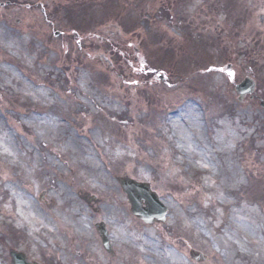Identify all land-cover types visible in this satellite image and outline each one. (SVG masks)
Here are the masks:
<instances>
[{
    "label": "rangeland",
    "instance_id": "374dc122",
    "mask_svg": "<svg viewBox=\"0 0 264 264\" xmlns=\"http://www.w3.org/2000/svg\"><path fill=\"white\" fill-rule=\"evenodd\" d=\"M207 1L0 0V26L32 34L0 43V264L10 250L40 264H161L175 251L185 260L173 264H264V0ZM246 77L254 92L239 101ZM126 165L121 177L150 182L166 222L135 216L117 178L124 203L104 197L99 212L97 192L82 199L105 187L84 167ZM239 227L257 238L241 246Z\"/></svg>",
    "mask_w": 264,
    "mask_h": 264
},
{
    "label": "bare ground",
    "instance_id": "6f19581e",
    "mask_svg": "<svg viewBox=\"0 0 264 264\" xmlns=\"http://www.w3.org/2000/svg\"><path fill=\"white\" fill-rule=\"evenodd\" d=\"M32 41V34L31 32H28L27 34H15L12 31L6 30L3 27L0 26V43H6L8 46L10 43H17L18 45H23L26 42H31ZM123 71V70H122ZM144 72L148 73V81L152 86H158L159 84L156 82L155 78V71L154 70H144ZM128 71L120 72L118 76L120 79H125L126 76L128 75ZM146 83V82H145ZM194 109L193 106L190 103H186L182 106V109L179 110L177 115H173L170 118V123L171 125L179 130V127L177 125V122H182L184 126H188V123L191 120V117L193 115ZM78 168H81L79 165H77ZM85 173H89L92 177L98 178L102 184L105 187H102L101 189L95 187L94 185L90 184L87 187L83 188L80 190L82 194V199L83 197H89L91 194L94 192H97L99 194V201L93 204V207L97 208L99 212H104V206L101 205L102 198L106 197L108 199H115L117 203L122 204L123 202V196L122 193L119 191L118 185L116 183V178H119L121 175L124 173L129 172L130 167L128 165L123 166L120 170H113L112 173H106L101 171L100 169H96L95 171L90 170L88 167L83 168ZM119 191V192H118ZM21 195L19 196L20 199L24 200L25 195L22 192ZM24 221L32 227H35L40 220L37 218V212H31L30 214H27L23 216ZM240 231H242L246 237H248V240L246 239H238L240 242L241 246H248V241L249 238L256 239V233L254 231H248V229H244L242 227L238 228ZM82 232L84 233V230H82L81 227H77L75 230V234L80 237L82 235ZM149 235H146V248L149 253H153L156 257H158V252L157 249L154 247V241L148 237ZM251 243L255 244V241H251ZM185 260V256L179 255L176 251L173 253L171 262L169 263L168 261H163L161 264H173L176 261L181 263L182 261ZM208 264H222V262L217 259L216 257L212 256L210 260L208 261Z\"/></svg>",
    "mask_w": 264,
    "mask_h": 264
},
{
    "label": "water",
    "instance_id": "95a60500",
    "mask_svg": "<svg viewBox=\"0 0 264 264\" xmlns=\"http://www.w3.org/2000/svg\"><path fill=\"white\" fill-rule=\"evenodd\" d=\"M253 82L250 79H247L246 82H243L237 87L238 91L245 94L248 90H251ZM264 105V103H263ZM123 187L125 192L128 194L129 199L133 205V211L139 216L144 218L148 222H152L155 218L164 220L167 214V210L159 201L158 195L151 190L149 184L146 183H137L133 180H122ZM145 200L147 207L142 206V201ZM102 236L104 245L107 249H111L110 241L107 238V232L102 228ZM196 252H192V255L195 256ZM14 257L15 264H27L26 257L22 253H12Z\"/></svg>",
    "mask_w": 264,
    "mask_h": 264
}]
</instances>
